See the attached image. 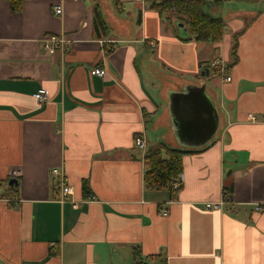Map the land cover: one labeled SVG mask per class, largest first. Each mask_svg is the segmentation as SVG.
Here are the masks:
<instances>
[{
  "label": "crops",
  "instance_id": "crops-1",
  "mask_svg": "<svg viewBox=\"0 0 264 264\" xmlns=\"http://www.w3.org/2000/svg\"><path fill=\"white\" fill-rule=\"evenodd\" d=\"M254 1L222 17L221 41L198 42L150 0H24L19 11L0 0V264H137L136 250L152 264H264V212L253 210L264 202V2ZM62 34L69 47H43ZM218 56L230 81L210 68ZM189 84L205 86L219 116L204 144L173 125L171 100ZM41 87L45 103L33 96ZM138 135L187 151L178 190L146 185ZM57 167L78 207L58 200ZM223 193L234 202L205 208Z\"/></svg>",
  "mask_w": 264,
  "mask_h": 264
},
{
  "label": "trees",
  "instance_id": "trees-1",
  "mask_svg": "<svg viewBox=\"0 0 264 264\" xmlns=\"http://www.w3.org/2000/svg\"><path fill=\"white\" fill-rule=\"evenodd\" d=\"M13 11L22 8L24 0H8ZM221 3L224 0H213ZM208 0H160L152 3L151 7L160 13L173 12L177 17L183 18L189 32L198 42H219L225 33V23L222 17L212 16L206 12ZM97 26L103 32L107 31V24L100 11H97ZM233 54L237 59L236 47ZM186 150L168 147L164 144H154L147 147L145 154L144 181L147 186L153 188L171 187L183 170V157ZM85 192L88 186L84 182ZM137 264H152L148 262L140 250L135 251Z\"/></svg>",
  "mask_w": 264,
  "mask_h": 264
},
{
  "label": "built area",
  "instance_id": "built-area-1",
  "mask_svg": "<svg viewBox=\"0 0 264 264\" xmlns=\"http://www.w3.org/2000/svg\"><path fill=\"white\" fill-rule=\"evenodd\" d=\"M150 1H159V0H150ZM54 11L57 15L62 16L63 15V7L62 5H56L54 8ZM71 40L66 35H49L45 37L42 40L43 47L48 50L49 52H55L56 50L63 49L65 47H69L71 45ZM210 68L213 70L214 74H219L221 76H225V78L230 81L232 77L230 75H226L228 70V63L227 61L221 57L218 56L215 59H213L210 62ZM92 75H98L101 77H105L108 73L105 66H96L93 69H91ZM34 98L37 99V101L41 103H45L49 100V93L46 88L41 87L39 88L34 94ZM135 146L141 150L144 151V154H146L147 151V142L144 136L138 135L135 137ZM52 175L57 179V183L59 186L60 194L58 200L61 203H65L67 201H70L74 207H78V202L73 198L75 195V187L68 182V178L65 174V171L63 168H53L52 169ZM22 172L21 170H15L12 172V175L14 178H18L21 176ZM184 181V174L181 173L176 180H174L171 183V188L173 190H178L182 183ZM72 197V199H71ZM233 197L228 193H223L222 198L217 201H206L204 202V206L207 209L210 210H223L224 207L228 204H232ZM253 210L254 212H264V202H255L253 203ZM165 215H167V211L164 210L163 212Z\"/></svg>",
  "mask_w": 264,
  "mask_h": 264
},
{
  "label": "water",
  "instance_id": "water-1",
  "mask_svg": "<svg viewBox=\"0 0 264 264\" xmlns=\"http://www.w3.org/2000/svg\"><path fill=\"white\" fill-rule=\"evenodd\" d=\"M204 89L205 86L199 88L189 84L177 91L176 97L171 100L173 125L180 137L189 129L193 135L201 136L203 144L213 136L219 118L212 101L205 100ZM206 101L211 103V108L203 106ZM9 183L16 185L18 181L10 179Z\"/></svg>",
  "mask_w": 264,
  "mask_h": 264
},
{
  "label": "rangeland",
  "instance_id": "rangeland-1",
  "mask_svg": "<svg viewBox=\"0 0 264 264\" xmlns=\"http://www.w3.org/2000/svg\"><path fill=\"white\" fill-rule=\"evenodd\" d=\"M254 0H225L221 3H215L213 0H210L209 3L211 2V6H213V12L208 11L209 8V3L206 7V10L210 13H213L214 15L221 16L223 18L228 17L229 13L231 12V7L234 6H243L247 7L252 5V2ZM264 0L260 1V4H262ZM254 3H256L254 1Z\"/></svg>",
  "mask_w": 264,
  "mask_h": 264
}]
</instances>
